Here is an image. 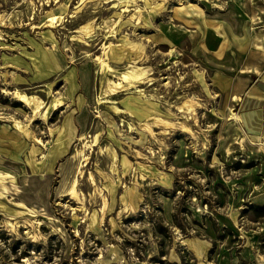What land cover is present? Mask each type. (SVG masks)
I'll use <instances>...</instances> for the list:
<instances>
[{"label": "rangeland", "instance_id": "374dc122", "mask_svg": "<svg viewBox=\"0 0 264 264\" xmlns=\"http://www.w3.org/2000/svg\"><path fill=\"white\" fill-rule=\"evenodd\" d=\"M198 1L264 24L263 0ZM177 2L0 0V264H264V138L156 35Z\"/></svg>", "mask_w": 264, "mask_h": 264}, {"label": "crops", "instance_id": "0c3cea01", "mask_svg": "<svg viewBox=\"0 0 264 264\" xmlns=\"http://www.w3.org/2000/svg\"><path fill=\"white\" fill-rule=\"evenodd\" d=\"M180 1L178 5L173 4L167 16L162 15L156 21V35L171 46L188 45L194 57L202 60L208 69L214 91L224 100L226 119L235 122L229 117L230 109L233 110L240 116L235 123L240 124L243 131L251 133L255 139H263L264 24L249 26L226 14L214 17L201 8L199 1L198 4ZM80 124L83 122L69 123L64 119L63 126L59 125V130L62 127L60 140L68 144L77 138L82 130ZM53 134L56 137L58 132ZM191 244H196L197 251L192 247L191 250L198 258L209 249L211 240L198 239Z\"/></svg>", "mask_w": 264, "mask_h": 264}, {"label": "bare ground", "instance_id": "6f19581e", "mask_svg": "<svg viewBox=\"0 0 264 264\" xmlns=\"http://www.w3.org/2000/svg\"><path fill=\"white\" fill-rule=\"evenodd\" d=\"M116 84H119V83H116ZM118 112H119V111H118ZM230 118H233V119L237 120V119H239V116H237L233 111H231V112H230ZM113 151H114V150H113ZM112 156H113V158H115L116 153L113 152V153H112Z\"/></svg>", "mask_w": 264, "mask_h": 264}]
</instances>
